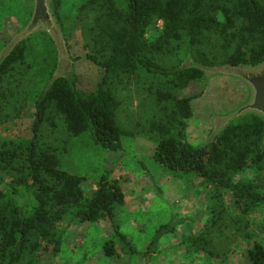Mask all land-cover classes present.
Returning a JSON list of instances; mask_svg holds the SVG:
<instances>
[{
  "label": "trees",
  "instance_id": "obj_1",
  "mask_svg": "<svg viewBox=\"0 0 264 264\" xmlns=\"http://www.w3.org/2000/svg\"><path fill=\"white\" fill-rule=\"evenodd\" d=\"M58 3L54 0L53 5ZM88 11L95 16L85 26L88 38L82 34L85 58L100 69L98 81L76 76L71 63L69 75L70 59L64 58L52 35L57 62L45 63V77L31 74L40 72L31 60L33 31L22 34L0 55V125L7 121L2 117L4 107L20 113L34 94L31 139L0 141V174L6 177L0 175V264H55L70 227L101 221L111 228L99 247L103 257L113 259L128 248L143 264H150L160 240L189 223L168 202L172 217L155 230L148 247L138 251L115 222L124 196L118 183L109 181L110 171L100 176L97 190L87 196L84 178L63 168L67 150L56 145L61 137L44 132L58 131L57 121L63 127L64 145L88 135L107 154L126 155L137 136L149 139L155 144L154 162L176 174L196 175L221 199L224 193L231 194L242 216L264 203L257 185L234 180L250 169L264 171V121L253 114L235 124L228 123L229 118H214L208 140L193 146L187 134L194 119L191 103L202 93L178 94L213 76V68L264 62V0H83L75 22ZM39 83L42 90L36 92ZM132 86L141 87L146 106L138 112L140 121L126 130L118 123V112L121 94ZM221 215L222 211L210 219L205 237L190 240L203 245L197 250L205 249L206 237ZM235 217L242 219L239 214ZM235 231L241 234L244 229ZM247 257L251 264H264V247L253 242Z\"/></svg>",
  "mask_w": 264,
  "mask_h": 264
},
{
  "label": "rangeland",
  "instance_id": "obj_2",
  "mask_svg": "<svg viewBox=\"0 0 264 264\" xmlns=\"http://www.w3.org/2000/svg\"><path fill=\"white\" fill-rule=\"evenodd\" d=\"M82 3L83 0H59L54 6L55 14L61 21L64 46L67 45L64 54L61 42L59 39L58 41L62 55L70 59L67 63L69 75L71 63L76 76L96 82L101 76V71L89 64L85 58L87 50L84 48L85 41L82 36L84 34L88 38L85 26L91 23L95 13L88 11L86 16L78 19L79 22H75L77 10ZM32 11L33 0H0V55L23 33L26 34L28 23L33 18L30 15ZM160 25L161 22L156 23V27ZM32 33L34 35L31 37L30 47L34 57L31 60L40 72L33 70L31 74L45 77L47 74L43 71L46 69L45 63L53 65L55 60L57 62V55L55 56L54 50L51 49L54 48L50 44L52 37L43 29ZM212 43L214 47H218L215 39ZM72 59L76 61L73 62ZM234 79L238 80L226 74L211 75L203 83H194L190 85L192 86L190 89L178 93L180 97L202 93L199 99L191 103L194 119L189 125L196 124L197 121L202 122V125L198 123L197 140L190 142L193 146L202 145L208 140L214 130V118H229L228 123L233 124L241 121L242 116L233 114L240 110L248 97L245 102L235 106L234 102H227L226 93L216 90L218 82L227 81L230 84ZM244 87L249 96L247 87L245 85ZM40 90L41 83L35 87L36 92ZM123 93L124 95L120 93L122 106L118 112V123L122 129L131 130L135 123L140 121L139 110L146 106L141 102L144 93L141 87L134 86ZM33 95H29L28 103L19 111L20 113L11 110L9 106L4 107L2 117L7 121L0 125V141L19 142L31 139L34 118ZM143 113L144 110L141 115ZM57 124L58 131L44 132L51 138L61 137L56 145L64 146L67 150L64 159L62 158L63 168L68 173L84 178L82 188L87 196H91L97 190L96 183L106 170L110 171L109 181L118 183L124 196V206L117 214L115 222L138 251L143 252L152 241L155 230L172 217L169 203L176 206L181 216L189 219V223L160 240L157 245L158 252L150 264H251L247 257V250L251 244L258 242L264 247V203L242 216V212L235 209L231 194L224 193L221 199L196 175L176 174L154 162L150 155L155 151V144L147 138L137 136L132 145L127 147L126 155L120 152L107 154L94 146L88 135H82L74 140L69 139L64 145L63 127L58 121ZM0 175L6 180L4 174ZM150 176L161 189L163 199L155 191ZM234 180L253 182L257 185L256 191L264 197V171L256 172L250 169L236 176ZM221 211L222 215L217 219L213 231L206 237L208 241L204 245L205 249L197 250L203 245H193L190 240L198 239L200 235L205 237L211 227L210 219ZM236 214L242 217L240 222L233 220ZM235 218L238 219V216ZM240 226L244 229L241 234L235 231ZM60 228H64V225ZM110 233L111 228L107 221L70 227L65 232L55 264H143L139 256L127 252L128 248L113 259L103 257L99 247L105 243L106 236Z\"/></svg>",
  "mask_w": 264,
  "mask_h": 264
},
{
  "label": "water",
  "instance_id": "obj_3",
  "mask_svg": "<svg viewBox=\"0 0 264 264\" xmlns=\"http://www.w3.org/2000/svg\"><path fill=\"white\" fill-rule=\"evenodd\" d=\"M54 0H33V17H38L42 13L52 27L56 38L59 39L63 47V54L65 53V46L60 27L57 24L53 8ZM213 75L226 74L233 76L240 80L248 89L249 96L247 102L240 108V110L233 115L245 116L253 114L260 117L264 121V62L255 66H223L211 69ZM71 80V77H70ZM264 146V140H263Z\"/></svg>",
  "mask_w": 264,
  "mask_h": 264
},
{
  "label": "crops",
  "instance_id": "obj_4",
  "mask_svg": "<svg viewBox=\"0 0 264 264\" xmlns=\"http://www.w3.org/2000/svg\"><path fill=\"white\" fill-rule=\"evenodd\" d=\"M89 64H90V62H89ZM91 65H93V64H91ZM219 83H221V84H219ZM216 85H217L216 90L217 91L222 90V93H226L227 94L226 98L228 100L227 102H230V103L234 102L233 104L235 106H238L242 102H245V100L248 97V94L246 92L244 85L241 82H239L238 80L234 79L233 82H231L230 84L227 81L218 82V84H216ZM219 86H220V88H219ZM224 87H226V88H224ZM218 95L221 96L220 93H218ZM198 123L202 125V122L197 121L196 124L189 125V127L187 128L188 139L190 137V142H195L197 140L196 136H198V133H199V129H197ZM205 125H207V122ZM153 154L154 153H152L150 155V157H152V159H153Z\"/></svg>",
  "mask_w": 264,
  "mask_h": 264
},
{
  "label": "flooded vegetation",
  "instance_id": "obj_5",
  "mask_svg": "<svg viewBox=\"0 0 264 264\" xmlns=\"http://www.w3.org/2000/svg\"><path fill=\"white\" fill-rule=\"evenodd\" d=\"M55 5H53V8H54ZM55 14V13H54ZM53 14V15H54ZM32 16H33V13H32ZM45 15H42V13L38 14V17H33L32 20L28 23L29 26H27V31H38V30H45V32L49 35L52 34V36L56 39V41H58V39L56 38V35L55 33L53 32L52 30V27L50 25V21H48L45 17H43ZM57 21V20H56ZM58 23V22H57ZM61 31V29H60ZM62 33V31H61ZM25 34V33H23ZM59 42V41H58ZM62 52V51H61ZM66 63V60L64 61V64Z\"/></svg>",
  "mask_w": 264,
  "mask_h": 264
}]
</instances>
